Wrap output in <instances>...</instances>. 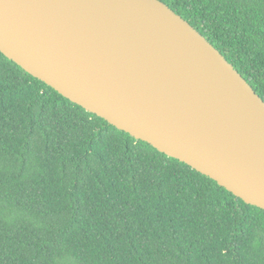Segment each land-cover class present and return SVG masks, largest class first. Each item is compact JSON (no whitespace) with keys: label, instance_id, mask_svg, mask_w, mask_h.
<instances>
[{"label":"trees","instance_id":"1","mask_svg":"<svg viewBox=\"0 0 264 264\" xmlns=\"http://www.w3.org/2000/svg\"><path fill=\"white\" fill-rule=\"evenodd\" d=\"M264 100V0H161ZM0 264H264V209L0 52Z\"/></svg>","mask_w":264,"mask_h":264},{"label":"water","instance_id":"2","mask_svg":"<svg viewBox=\"0 0 264 264\" xmlns=\"http://www.w3.org/2000/svg\"><path fill=\"white\" fill-rule=\"evenodd\" d=\"M0 52L264 209V100L161 0H0Z\"/></svg>","mask_w":264,"mask_h":264}]
</instances>
